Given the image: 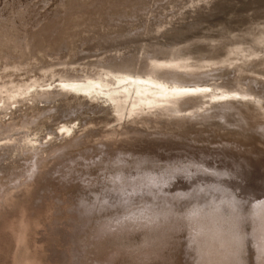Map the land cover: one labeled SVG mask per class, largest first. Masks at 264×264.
I'll list each match as a JSON object with an SVG mask.
<instances>
[{
  "label": "rangeland",
  "instance_id": "obj_1",
  "mask_svg": "<svg viewBox=\"0 0 264 264\" xmlns=\"http://www.w3.org/2000/svg\"><path fill=\"white\" fill-rule=\"evenodd\" d=\"M149 1L151 7L141 14L153 18L166 0ZM171 1L165 6L172 5ZM138 2L0 0V77H10L8 81L14 84L45 79L39 71H27L14 62L27 63L32 58L50 63L47 50L57 52L61 45L65 62L55 65L54 73L67 69L81 74L91 63L88 56L75 59L80 40L113 30L105 25L109 17L118 20L125 19L120 17L123 14H138ZM24 41H28V50L22 49ZM203 83L201 87L211 85ZM13 86L8 91L0 89L4 101L0 121L21 123L24 114L26 118L37 115L28 124L31 131L49 121L57 135L59 124L73 120L89 133L76 139L75 145L44 155L24 186L4 197L0 264L264 262V253L253 239L258 226L264 225L260 216L264 214V149L251 133L235 128L222 132L207 121L186 119L175 124V136L168 134L167 140H160L158 130L164 124L141 125L128 135L146 147L138 148L141 152L137 148L124 151L114 146L117 136H104L113 113L102 99L85 98L77 104L76 93H59L61 86L52 80L32 87L27 94V88ZM213 93L218 99L229 97L217 90ZM61 139H53L48 149L60 145ZM209 140L215 143L208 144ZM103 141L110 142V149L100 150ZM223 145L226 148H220ZM14 218L19 220L11 222Z\"/></svg>",
  "mask_w": 264,
  "mask_h": 264
},
{
  "label": "bare ground",
  "instance_id": "obj_2",
  "mask_svg": "<svg viewBox=\"0 0 264 264\" xmlns=\"http://www.w3.org/2000/svg\"><path fill=\"white\" fill-rule=\"evenodd\" d=\"M168 1L150 18L141 12L151 7V1L139 0L138 14L129 17L117 14L125 18L118 20L109 17L105 25L113 30L92 33L91 37L80 40L75 59L80 61L88 56L91 63L81 74H72L67 69L54 73V66L65 62L64 45H61L57 52L47 50L50 63H39L32 58L27 63L14 62L27 71H39L45 79L39 81L35 77L30 83L14 84L8 81L10 77H0V89L8 91L7 87L14 85L12 89L27 88L24 92L27 94L32 87L50 84L52 80L61 86L59 93H76L77 104H82L85 98H100L113 113L104 136L109 139L110 135L117 136L113 145L124 151L146 147L130 137L141 125L164 124L158 130L161 140L168 139V134H176L175 124L186 119L207 121L212 129L221 131L235 128L251 133L255 143L264 149V0H172V5L165 6ZM133 22L139 24L127 27ZM22 44V49L28 50V41ZM98 50H103L102 54H97ZM4 61L8 62V58ZM95 67H100V71L94 70ZM200 82L211 85L201 87ZM216 90L229 97L215 98ZM161 101L163 105H159ZM3 102L0 97V104ZM23 116L21 123L0 121V205L4 197L16 194L24 186L44 155L77 144L75 140L88 132L80 130L81 126L73 120L59 124L57 135L49 121L37 131H31L28 124L37 115ZM56 138H62L60 145L48 149ZM99 143L100 150L110 149V142ZM260 216L264 219L263 212ZM15 220L19 219L11 222ZM253 239L264 253V225L258 226Z\"/></svg>",
  "mask_w": 264,
  "mask_h": 264
}]
</instances>
